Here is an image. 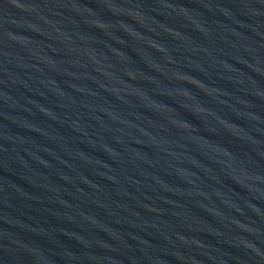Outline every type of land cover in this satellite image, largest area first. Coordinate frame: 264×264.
I'll return each instance as SVG.
<instances>
[{"label":"water","instance_id":"95a60500","mask_svg":"<svg viewBox=\"0 0 264 264\" xmlns=\"http://www.w3.org/2000/svg\"><path fill=\"white\" fill-rule=\"evenodd\" d=\"M0 264H264V0H0Z\"/></svg>","mask_w":264,"mask_h":264}]
</instances>
